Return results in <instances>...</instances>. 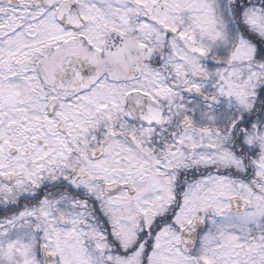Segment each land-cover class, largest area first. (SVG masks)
<instances>
[{"label":"snow or ice","instance_id":"6c2138e0","mask_svg":"<svg viewBox=\"0 0 264 264\" xmlns=\"http://www.w3.org/2000/svg\"><path fill=\"white\" fill-rule=\"evenodd\" d=\"M0 264H264V0H0Z\"/></svg>","mask_w":264,"mask_h":264}]
</instances>
